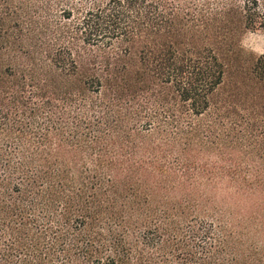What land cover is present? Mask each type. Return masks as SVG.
I'll return each instance as SVG.
<instances>
[{"label": "trees", "instance_id": "16d2710c", "mask_svg": "<svg viewBox=\"0 0 264 264\" xmlns=\"http://www.w3.org/2000/svg\"><path fill=\"white\" fill-rule=\"evenodd\" d=\"M264 0H0V264H264Z\"/></svg>", "mask_w": 264, "mask_h": 264}, {"label": "rangeland", "instance_id": "374dc122", "mask_svg": "<svg viewBox=\"0 0 264 264\" xmlns=\"http://www.w3.org/2000/svg\"><path fill=\"white\" fill-rule=\"evenodd\" d=\"M242 44L247 49L260 54L264 51V33L260 31L247 32L242 38Z\"/></svg>", "mask_w": 264, "mask_h": 264}]
</instances>
